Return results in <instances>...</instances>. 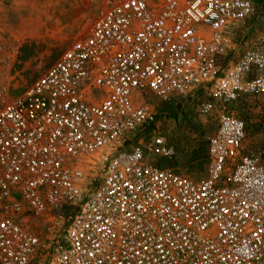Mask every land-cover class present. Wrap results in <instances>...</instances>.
Masks as SVG:
<instances>
[{
  "label": "built area",
  "instance_id": "1",
  "mask_svg": "<svg viewBox=\"0 0 264 264\" xmlns=\"http://www.w3.org/2000/svg\"><path fill=\"white\" fill-rule=\"evenodd\" d=\"M257 1L104 0L16 96L1 54L0 264H264V162L225 108L264 93V47L220 62ZM199 93L219 106L204 178L147 161L174 153L161 135L127 146L147 96Z\"/></svg>",
  "mask_w": 264,
  "mask_h": 264
},
{
  "label": "rangeland",
  "instance_id": "2",
  "mask_svg": "<svg viewBox=\"0 0 264 264\" xmlns=\"http://www.w3.org/2000/svg\"><path fill=\"white\" fill-rule=\"evenodd\" d=\"M103 2L0 0V56L3 52L15 54L9 69L13 96L24 91L38 71L53 64L76 36L89 29ZM258 3L253 15L241 25L231 51L220 58L223 67L243 55L247 49L244 41H248L249 48L264 47V0ZM207 98L199 93L163 102L147 96L144 101L152 113L151 129L149 125L137 129L127 146L147 147L152 136L161 135L174 153L162 156L147 152V161L192 179L204 178L208 141L215 131L219 110L216 103L211 112H202L201 104ZM225 108L245 124L244 150L261 153L264 162V93L240 96Z\"/></svg>",
  "mask_w": 264,
  "mask_h": 264
},
{
  "label": "crops",
  "instance_id": "3",
  "mask_svg": "<svg viewBox=\"0 0 264 264\" xmlns=\"http://www.w3.org/2000/svg\"><path fill=\"white\" fill-rule=\"evenodd\" d=\"M260 1H261V0H258L257 3H256V5H258V4H259L258 2H260Z\"/></svg>",
  "mask_w": 264,
  "mask_h": 264
},
{
  "label": "trees",
  "instance_id": "4",
  "mask_svg": "<svg viewBox=\"0 0 264 264\" xmlns=\"http://www.w3.org/2000/svg\"><path fill=\"white\" fill-rule=\"evenodd\" d=\"M152 125V124H151Z\"/></svg>",
  "mask_w": 264,
  "mask_h": 264
}]
</instances>
